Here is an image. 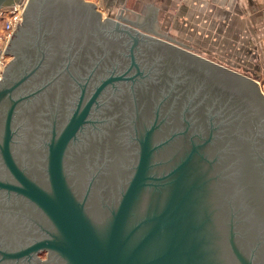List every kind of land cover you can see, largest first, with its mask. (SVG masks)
Wrapping results in <instances>:
<instances>
[{"label": "water", "instance_id": "obj_1", "mask_svg": "<svg viewBox=\"0 0 264 264\" xmlns=\"http://www.w3.org/2000/svg\"><path fill=\"white\" fill-rule=\"evenodd\" d=\"M124 12L23 3L2 51L0 192L29 238L0 264H264L259 83Z\"/></svg>", "mask_w": 264, "mask_h": 264}, {"label": "crops", "instance_id": "obj_2", "mask_svg": "<svg viewBox=\"0 0 264 264\" xmlns=\"http://www.w3.org/2000/svg\"><path fill=\"white\" fill-rule=\"evenodd\" d=\"M24 1L1 0L0 9L11 8ZM137 1L134 6H130L132 0H103L102 4L108 10L111 6L124 8V15L130 19L136 14L147 28L225 67L240 70L260 68L257 53L264 50L259 47L255 36L264 33V0ZM247 16L252 19V24L244 22L248 21ZM248 36H252V44ZM227 37L233 39L226 40ZM213 52L217 53L215 59L208 57ZM233 60L236 64H232ZM252 60H255L254 65H251ZM244 74L253 76L250 72ZM258 74L255 75L259 77Z\"/></svg>", "mask_w": 264, "mask_h": 264}, {"label": "flooded vegetation", "instance_id": "obj_3", "mask_svg": "<svg viewBox=\"0 0 264 264\" xmlns=\"http://www.w3.org/2000/svg\"><path fill=\"white\" fill-rule=\"evenodd\" d=\"M95 27V23H92L91 28ZM10 39V37H9ZM8 39V41H9ZM7 41V42H8ZM60 39L57 42V47H59ZM63 42V40H62ZM7 45V44H6ZM21 48V47H20ZM27 47L23 48L26 49ZM9 60L6 62L8 64L12 60V56L6 55ZM59 57V54H58ZM56 62H58V59H55ZM5 64V65H6ZM2 73V72H1ZM253 101V98H252ZM252 104L258 109L259 107L258 104L252 102ZM43 106V104H42ZM41 106V107H42ZM32 106L30 110H32ZM30 110L26 111V115L22 116L26 121L31 120V112ZM38 110V109H36ZM33 111L36 112L37 115L40 113L39 111ZM35 120L30 121V125L25 124V128L27 127V130L29 131L30 134L26 136V140L22 141L21 144L17 145L16 147L13 146V153H14V158L19 163V161H22L23 158H27V154L31 153L33 150V145L34 142L32 140V131L35 130V125H34ZM19 128V127H18ZM34 154V152H32ZM0 180H11V176L9 175V172L6 170L4 165L1 162L0 158ZM5 194L3 192H0V252L3 250H18L20 247L25 245V243L28 240L29 236V229L28 225L26 223V226L24 225L25 223L20 219L19 216H17V212H15V209L12 205L10 204H5ZM0 257H3L0 255ZM45 258V254H39L38 259L36 258L35 260L32 261L31 264H40V261ZM1 262L3 264H10V263H5L4 258L1 259ZM16 264H28L27 262L21 260Z\"/></svg>", "mask_w": 264, "mask_h": 264}, {"label": "rangeland", "instance_id": "obj_4", "mask_svg": "<svg viewBox=\"0 0 264 264\" xmlns=\"http://www.w3.org/2000/svg\"><path fill=\"white\" fill-rule=\"evenodd\" d=\"M86 1L95 4L96 5V8L98 9L99 12H101V15L103 17H105V16L106 17L114 16V15L118 14V12L120 10V8H118L116 6H111L110 7V10H108L105 7V5L102 4L103 3V0H86ZM135 1L138 2L137 0H132V4H130V6L131 5L134 6L136 4ZM258 1L262 2L263 0H258ZM20 12H15V13H10V14L9 13H7V14H0V74H1V72L3 70V66L9 60V58L5 54H2V51H3L4 46H5L8 38H9V35H10L11 31H12V30L10 31V27L12 25V22L14 21V19L17 16L20 18ZM249 19H248V21H244V22H247V23L252 24V19H250V20ZM204 23L206 24V21ZM8 25H9V28H8ZM229 39L231 40L233 38H230V37H227L226 38V40H229ZM238 39H240V38H238ZM247 39L252 44V36H248ZM255 40L259 44V47H261V48L263 47V50H264V33L261 36L260 35L255 36ZM257 54H258V56L260 58V59L258 58V60L260 62L259 63V67L260 68L259 69H253L251 67L252 70H249L250 68H248L247 70H243V69L242 70H240V69H232V70H234V71H236V72H238L240 74H243V75H246L244 73H249V72L252 73L253 76L250 77V78L256 80L259 83L260 88H261V91L264 93V51H260ZM216 55H217V53L216 52H213L211 54H208V57L215 59L214 57H217ZM225 56H227V54H225ZM228 61H230V60H228ZM254 61L255 60H252L251 61L252 62L251 65H254ZM232 64H236V62L234 61V63H232ZM255 74H258L259 77H257V75H255ZM246 76H248V75H246Z\"/></svg>", "mask_w": 264, "mask_h": 264}, {"label": "built area", "instance_id": "obj_5", "mask_svg": "<svg viewBox=\"0 0 264 264\" xmlns=\"http://www.w3.org/2000/svg\"><path fill=\"white\" fill-rule=\"evenodd\" d=\"M23 8V4H20V5H15L11 8H6V9H0V14H7V13H15V12H20ZM7 11V12H6ZM20 18L17 16L14 21L12 22V25L10 27V31L13 29L16 21H19ZM8 28H9V25H8Z\"/></svg>", "mask_w": 264, "mask_h": 264}]
</instances>
